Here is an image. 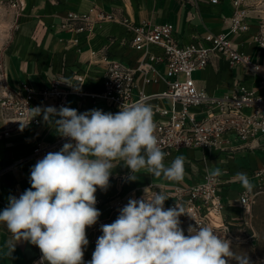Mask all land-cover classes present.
<instances>
[{
  "label": "crops",
  "instance_id": "1",
  "mask_svg": "<svg viewBox=\"0 0 264 264\" xmlns=\"http://www.w3.org/2000/svg\"><path fill=\"white\" fill-rule=\"evenodd\" d=\"M6 1H9L11 7V2H15ZM19 1L22 3V9L17 10L19 16L16 37L5 57L8 85L17 88L19 84L28 82L38 89L50 80L61 77L64 82L62 89L68 90V82H75L74 75L79 73L85 76L82 90L86 93L102 90L106 71L104 57L124 61L135 68L138 66L142 54L132 48L130 33L123 24L124 20L127 19L135 26L171 23L176 28L178 42L186 45L208 32H228L230 18L235 10L234 0H221L217 5L209 4L208 0ZM247 2L249 3V0ZM91 10L93 18L103 14L112 16L115 20L99 23L90 37L76 32L75 28L79 23L63 27V20L70 12L87 14ZM248 23L251 32L235 36L233 41L236 48L249 55L252 61L259 65L260 74H247L240 66H231L229 60L215 57L206 68L193 73L198 86L206 89L209 94L222 96L237 87L262 91L264 46L254 39L255 34L260 31L261 22L251 16ZM75 38H78V43L73 42ZM93 51L96 52L95 55L92 54ZM153 51L161 53L157 48ZM157 70L156 73H150L153 79L150 83H145L144 76L138 75L136 97L139 91L153 95L168 89L163 79L164 65H158ZM147 104L152 107L173 106L171 100L157 98L147 100ZM49 106L55 107V102L40 103L39 108L43 110ZM66 107L83 113L101 109L105 107V102L101 99L94 102L89 95L70 94ZM36 117L39 124L32 123L19 133L4 136L5 123L0 108V212L9 206V197L19 198L25 190L31 188V168L43 158L33 155L37 144L52 142L60 136L54 125L44 119L43 111ZM231 141V150L226 153L213 150L207 158L202 151L196 149H183L167 154L164 160L166 166L177 156L185 157V175L181 182L170 181L163 176L154 177L144 169L134 174L137 177L135 180H130V169L123 162L117 161L118 165L112 170L108 189L105 191L98 188L96 192V198L101 201L100 205H95L101 213L98 219L102 220L109 214V211H106L107 204L119 200L124 186L129 189L154 184L170 197L165 203H171L175 185L188 187L201 182L209 170L219 167L224 171V175L219 177L221 201L225 206L223 220L235 225L241 220L243 209L240 197L247 190L234 178L237 173H246L254 185L251 192L259 191L264 183V135L253 142L252 147L245 146L234 137H231ZM10 240H13L12 234L4 223H0V264H33L39 254L42 255L37 246L27 241H19L11 256L5 257L3 252Z\"/></svg>",
  "mask_w": 264,
  "mask_h": 264
},
{
  "label": "clouds",
  "instance_id": "2",
  "mask_svg": "<svg viewBox=\"0 0 264 264\" xmlns=\"http://www.w3.org/2000/svg\"><path fill=\"white\" fill-rule=\"evenodd\" d=\"M33 110L37 115L43 111L57 134L74 143H64L59 151L38 160L31 168V188L19 198L9 197V206L0 212V223L13 237L6 244L5 257L15 251L17 242L27 241L40 249L39 264H85L86 228L101 215L95 207L96 192L108 189L117 161L130 169V180L142 169L157 178L184 179L183 155L169 166L164 163L167 153L155 135L149 104L123 105L115 114L100 109L78 113L66 106ZM207 174L215 180L224 171L216 167ZM234 179L247 191L253 190L246 173H237ZM169 198L159 191L150 198L129 199L114 222L101 226L103 234L88 264H229L231 260L250 264L247 255L233 250L231 240L210 227L189 226L185 235L179 218L187 213L179 204L165 209Z\"/></svg>",
  "mask_w": 264,
  "mask_h": 264
},
{
  "label": "built area",
  "instance_id": "3",
  "mask_svg": "<svg viewBox=\"0 0 264 264\" xmlns=\"http://www.w3.org/2000/svg\"><path fill=\"white\" fill-rule=\"evenodd\" d=\"M208 1L211 5L221 2ZM11 3L13 8L22 9L19 0ZM233 3L235 10L230 18L228 32L219 34L208 32L186 45L178 42L176 28L171 23L135 26L127 19L124 20L123 24L130 33L131 46L142 54L141 60L135 68L124 61L104 57L106 71L100 92H84L82 85L85 76L79 73L74 75L75 82H68L71 86L79 87V91L71 86L68 90L62 89L64 82L61 77L50 80L38 89L28 82L12 88L7 83L5 59H2L0 108L5 123L3 135L11 136L23 131L32 123L39 124L33 109L39 108L40 103L54 101L55 107L59 109L60 106H66L70 94H76L89 95L94 102L98 99L104 100L105 107L100 110L114 114L121 110V106L138 101L147 104V100L152 98L171 100L173 103L171 108L160 105L152 107L157 126L155 135L158 137L160 147L167 154L183 149L200 150L206 158L213 150L226 153L232 149L231 137L243 142L245 146L252 147L253 142L264 135V76L261 92L237 87L222 96L209 94L206 89L200 88L193 78L196 70L206 68L215 57L229 60L231 66H240L247 74H260L259 65L254 63L249 55L236 48L233 41V37L251 32L248 18L252 16V6L247 0H234ZM92 12L93 10L87 14L70 12L63 20V27L79 23L80 25L75 28L76 32L90 37L99 23L115 20L112 16L103 14L93 18ZM254 39L264 46V35L261 31L255 34ZM78 41V38L73 40L74 43ZM154 48L161 50V53H155ZM92 54L95 55L96 52L93 51ZM160 64L164 65L163 79L168 89L153 95L139 91L136 97L138 75L144 76L145 83H150L153 81L150 73L158 72L157 67ZM67 142L74 143L69 138L61 136L52 142H40L33 150V155L44 157L49 152L59 151ZM207 173L204 180L188 187L175 185L173 201L164 203V208L175 207L176 204L184 208L188 215H182L179 219L185 235H188L189 226L194 228L207 226L221 238L229 239L235 244L242 237L235 232L233 224L223 220L225 206L221 201L220 178L210 180ZM159 191H162V188L154 184L129 189L124 186L119 200L107 204L106 211L109 213L111 210L120 211L129 199H142L145 195L150 198ZM261 192H264V183L259 191H246L241 195L240 203L247 212L254 203V198ZM100 204L101 201L97 199L96 205ZM110 214L102 220L98 219L95 225L88 227V230L86 228L89 243L84 248L85 264L91 261L96 241L103 234L101 226L112 223ZM41 256L39 254L33 264H39Z\"/></svg>",
  "mask_w": 264,
  "mask_h": 264
},
{
  "label": "rangeland",
  "instance_id": "4",
  "mask_svg": "<svg viewBox=\"0 0 264 264\" xmlns=\"http://www.w3.org/2000/svg\"><path fill=\"white\" fill-rule=\"evenodd\" d=\"M249 3L252 6L251 14L261 22L260 31L264 35V0H249ZM18 16L17 9L11 7L9 1L0 0V61L5 59L16 37ZM111 211V222H114L120 211ZM233 228L242 237L232 244L237 255H247L250 264H264V192L254 198L248 212L242 209L241 220ZM229 264L237 262L231 260Z\"/></svg>",
  "mask_w": 264,
  "mask_h": 264
}]
</instances>
